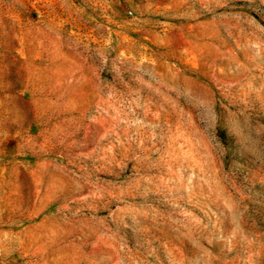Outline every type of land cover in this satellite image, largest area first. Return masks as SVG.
I'll return each mask as SVG.
<instances>
[{"label":"rangeland","instance_id":"obj_1","mask_svg":"<svg viewBox=\"0 0 264 264\" xmlns=\"http://www.w3.org/2000/svg\"><path fill=\"white\" fill-rule=\"evenodd\" d=\"M0 264H264V0H0Z\"/></svg>","mask_w":264,"mask_h":264}]
</instances>
